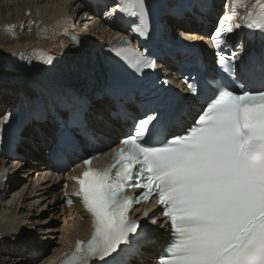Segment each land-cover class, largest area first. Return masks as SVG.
<instances>
[{
  "label": "snow or ice",
  "instance_id": "6c2138e0",
  "mask_svg": "<svg viewBox=\"0 0 264 264\" xmlns=\"http://www.w3.org/2000/svg\"><path fill=\"white\" fill-rule=\"evenodd\" d=\"M115 4L106 15L122 14L134 33L149 35L146 0ZM238 6L245 15L235 23ZM242 26L264 34V0H232L231 12L215 26L216 64L226 76L204 97L189 126L169 131L158 111L149 109L120 141L108 167L94 169L90 159L83 161L85 170L72 178L79 185L72 195L90 214L91 232L59 264H130L129 256L140 254L133 245L142 229L129 212L153 195L171 228L158 264H264V50L241 58L240 45L228 52L221 38ZM118 45L110 50L134 70L157 67L128 40ZM36 53L42 63L51 62ZM187 86L200 96L195 82ZM68 107V118L76 122L72 101ZM129 188L142 191L130 196Z\"/></svg>",
  "mask_w": 264,
  "mask_h": 264
},
{
  "label": "bare ground",
  "instance_id": "6f19581e",
  "mask_svg": "<svg viewBox=\"0 0 264 264\" xmlns=\"http://www.w3.org/2000/svg\"><path fill=\"white\" fill-rule=\"evenodd\" d=\"M38 2L39 0H21L20 2L18 0H9L8 3L9 5L12 6L13 12L11 16H9L10 19L7 21H4L2 17H0V29H2L4 33L8 35L10 34L12 35L14 34L12 31H14L15 28L22 29L24 28V25H25V27L27 26L28 29L32 31L31 33L32 41H30V39L26 37L23 42L21 39L20 40L17 39L15 40V42L13 41V43L8 44L7 43L8 38L6 40L1 38L0 55H2L5 58H8L9 56H12L13 54H17V53L25 58H31V56H33L34 58H36V63H39L41 62V59L37 58L36 50H39L40 52L45 53L46 57H43V58H47L50 60L51 53L53 51L60 53L68 47V43H66V41L63 40L62 37L66 38L67 32L64 29L73 22V19H75V16L70 14V12L72 9H75L74 13L78 11L80 12L85 11L86 13L87 7L80 4L79 0H58L56 2V5H54L55 2L51 0L48 4V7H45L46 5L39 4ZM4 3L5 2H3V4ZM65 17H68V22H65L64 20ZM6 27L9 29L8 31H5ZM27 27L25 29H27ZM45 29L46 31H44ZM185 29L190 30L191 27H185ZM111 30H113V28H111ZM107 33H108L107 31L101 32V35L97 36V39L104 41L106 39ZM5 42L6 44L3 45V43ZM4 72L6 71L0 70V77L8 75V73H4ZM14 80H17V79H13V83H15ZM19 81H20L19 84H16V85L11 84V86L15 88L14 91L10 90V87L8 86L10 83L7 84V83L0 82V91L3 88H6V91L4 92L5 94L0 93V104H2L0 106V123L2 122L4 115L5 114L8 115L10 110H12L13 106L21 103V100L23 97L27 99V95L30 93V88L32 90L37 88L38 93H39V91L42 90V88L44 87V85H42L41 83V80L35 81L34 84L32 85H28L27 82L23 81V79ZM97 111H99V109H97ZM115 133L116 131L112 132V134H115ZM31 139L35 140L36 142L41 141V139L38 138L37 136H32ZM31 158H34L33 160L35 161L34 162L35 167L37 164L39 165L37 171L41 170L42 168L39 164V159L33 156H31ZM8 163L9 162L3 163L2 160H0V193L2 194H5L7 187H9L10 190H13L15 187L14 186L15 184H9L14 174L10 172L8 167L6 168V164ZM18 166L22 167V164H19ZM45 170L46 168H43L42 173ZM5 172H8L9 176L11 177L6 184H5L6 178H4L3 176ZM42 173H40V175ZM19 178H22V177L19 176ZM37 183L38 181L36 182L34 181L32 183V190L31 191L28 190L30 192L28 198L34 194L35 192L34 190H36V188H39L37 191H41ZM42 188H43L42 190H44V187ZM46 193H48V191ZM49 194H51L52 201L55 202V204H57V201H58L56 197L57 193L55 194L51 190ZM17 195H18V199L16 200V203L14 204L12 214L5 213L0 216V240H1V243L3 244L4 250H15L16 249L18 250V252L24 253V250L26 249L28 253L23 254V255L28 256V254L30 255V253L35 248L39 247L38 239L34 237L35 235L34 233H30V230L33 227L32 223L28 222L26 217H23L24 215L22 216L20 214V217H19L18 216L19 214H16L17 206L21 204L20 200L23 199L22 194H20V192L17 193ZM29 205H31V203H29ZM22 208L23 207H21L20 209L22 210ZM55 209H57L58 211L57 207H55ZM61 231L62 233L60 235V241L58 242V244L60 243L59 252L57 255H55V257H53L55 258V261L57 257L64 251V247H65V239H66L65 217H64V226L61 227ZM161 245L165 247V244L162 243ZM40 247L42 248V246ZM53 258L51 257L44 258V255L43 256L41 255L40 257L38 256V258H36L35 260L33 261L30 260V261L35 262L37 264H48L50 260ZM8 262H10L9 259H8Z\"/></svg>",
  "mask_w": 264,
  "mask_h": 264
},
{
  "label": "rangeland",
  "instance_id": "374dc122",
  "mask_svg": "<svg viewBox=\"0 0 264 264\" xmlns=\"http://www.w3.org/2000/svg\"><path fill=\"white\" fill-rule=\"evenodd\" d=\"M2 1L5 3L3 4ZM2 1L0 0V17H2V19L4 21H7L10 19L9 16H11L13 9H12V6L9 5V3H8L9 0H2ZM18 1L20 2L21 0H18ZM50 1L51 0H39L38 3L42 4V5L44 4V5H46L45 7H48V4ZM53 1L55 2L54 5H56V2L58 0H53ZM1 4H3V5H1ZM3 7H5L6 9ZM68 9H69V7H68ZM74 11H75V9H72L70 14L75 16L76 20H79L81 18L82 12L85 13V11H81V12L78 11L75 13H74ZM26 27L24 25V28H22V29L15 28V30H14L15 32L11 30L14 33L12 35L11 34L8 35V34L4 33L2 29H0V40H1V38L4 40H6L8 38L7 43L10 44V43H13V41L15 42V40H17V39L18 40L21 39L22 41H24V39L27 37L28 39H30V41H32V37H31L32 31H30L28 29V27H27V29H25ZM4 44H6V42L3 43V45ZM0 46H1V44H0ZM5 91H6V88H3L0 91V93L3 94ZM32 159H34V158H32ZM34 162L35 161H33V163ZM11 166L12 165H10V167L8 166V168H9L10 172L12 173ZM24 167H25V165H22L21 168L24 170ZM34 171L35 170L31 169L30 177L32 176V174H34L33 173ZM16 172L17 171H14L12 174H15ZM12 174H11V176H12ZM17 175L22 177L23 173L18 172ZM15 177L16 176H14L9 183V184H15L14 189L10 190V188L7 187L5 194L0 193V216L5 214V213H7V214L11 213L12 214L14 204L16 203V200L18 199L17 193L20 192V194H22V197H23V199L20 200V202H21L20 207H23V208L18 213L19 214L18 216L20 217V214L22 216L24 215L23 217H26V219L28 217H30L27 220H28V222L32 223L33 227H35L34 232H32V230H33V227H32V229L30 230V233H34L35 234L34 237L38 239V245H39L38 248H40V246H42V248H44L43 249L44 253L42 254V256L44 255V258H49V257L53 258V257H55V255L58 254L59 248H60L59 247L60 243L58 244V242L60 241V234H59L60 233V226L59 225H60L61 219L59 218V212L57 211V209H55L56 204H55V202L52 201L51 194L45 193L44 190L46 189V191H47L48 188H45V186H43V180L41 178H39L40 176H38V179H36L35 182L38 181L37 184L41 183V186L44 187V190H42L43 189L42 187L40 188L41 191L34 190L36 193L34 192V194L29 198H28L29 193H30L29 191L32 190V183L34 181L20 180L21 178H19V180L16 181ZM9 184H8V186H9ZM23 189H24V191H23ZM37 189H39V188H37ZM8 191H9V193H8ZM52 192H54L56 194L55 189L54 190L52 189ZM29 203H31V205H29ZM48 204H50L51 207L48 208L47 207ZM41 209H43V210H41ZM62 213H63V211H62ZM57 232H59V233H57ZM61 233H62V231H61ZM46 244H47V247H45ZM37 250H35V252ZM23 254H25V253L18 252V250H16V249L15 250H4L3 244L1 243V240H0V264H37L35 262H31L30 258L28 257L29 258L28 259L27 256L23 255ZM38 256L40 257L41 255H38ZM7 258L10 260V262H8Z\"/></svg>",
  "mask_w": 264,
  "mask_h": 264
}]
</instances>
